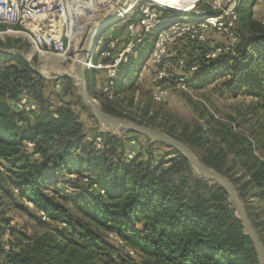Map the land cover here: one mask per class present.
I'll list each match as a JSON object with an SVG mask.
<instances>
[{
    "label": "trees",
    "instance_id": "trees-1",
    "mask_svg": "<svg viewBox=\"0 0 264 264\" xmlns=\"http://www.w3.org/2000/svg\"><path fill=\"white\" fill-rule=\"evenodd\" d=\"M237 5L234 55L224 54L219 65L207 66L205 55L213 49L207 43L212 40L216 47L227 38L214 30L201 45L182 38L168 47L160 66L169 77L158 80L155 70L147 74L154 81L150 93L155 85L171 79L177 83L179 77L196 87L226 76L230 81L224 92L243 93L264 112V23L254 18L253 0ZM207 15L204 11L201 17L189 18ZM136 19L112 27L110 36L118 38L120 48L129 40L127 24ZM130 53L118 67V92L138 84L136 72L143 64H131ZM178 60L184 66L173 71ZM192 66L201 72H189ZM97 74L104 76L87 72V87L103 111L156 129L114 110L110 100L101 101L107 94L92 90ZM102 79L97 81L103 87ZM62 80L63 96L69 101L49 99L42 104L40 92L47 82L22 57L0 52V264H259L222 189L195 175L179 153L163 144L143 137L142 144L135 134L126 137L132 133L124 138L99 133L98 122L73 91L72 80ZM21 98L35 110L19 109ZM218 125L220 145L232 154L229 164L225 148L206 147L208 132L201 125L159 131L185 143L205 165L233 183L264 246V234L245 201L250 193L264 201V158L254 155L250 139ZM97 137L101 148L94 146ZM263 141L264 134L257 144ZM154 144L169 153L145 154ZM257 149L264 156L262 147ZM234 169L240 177L234 178ZM10 207L24 212L43 231L29 232L13 223L6 215Z\"/></svg>",
    "mask_w": 264,
    "mask_h": 264
},
{
    "label": "rangeland",
    "instance_id": "rangeland-1",
    "mask_svg": "<svg viewBox=\"0 0 264 264\" xmlns=\"http://www.w3.org/2000/svg\"><path fill=\"white\" fill-rule=\"evenodd\" d=\"M211 1L212 0H200L197 4V11L200 12H195L194 14H190V16L197 15L198 17H201V12L209 11ZM240 1L245 0H236L237 4H239ZM253 7L255 18L264 22V0H253L252 8ZM247 8L248 6L244 7V9ZM165 14L168 13H163V15ZM80 16H84V11ZM137 17L138 10H133L128 18L117 23L122 25L124 22L126 23L131 19H136ZM90 18H92L94 23L97 21L95 19L96 17L91 16ZM79 25L80 21L75 22V27L72 33L73 38L67 54L63 57L53 56V59L56 62L53 64L51 62L44 61L45 55L36 53L30 44L21 37V35L1 33L5 31V26L0 24V41L3 44V46H0V52L12 56L22 57L30 65L36 75L47 82L40 92L42 96V104L45 100L49 99L55 103H58L59 101H69V98H65L63 96L62 88L65 84L62 78L65 77L62 76V73H64L63 71H65L69 66L73 65L74 67L79 60V58L76 62L73 60V43L76 46L81 44L80 48L83 46V50L88 38V33L91 30V28L87 25ZM114 26L115 25L111 27ZM112 33L113 30L111 31L110 28L107 27L100 35H103L104 39L109 40ZM154 35L155 32H150L134 44L133 48L135 49L133 50L132 48L130 53L132 59L131 64L138 65L141 62L144 65V63L148 61L154 41ZM209 42L207 43L208 47H211V49L214 48L215 42L212 40ZM224 42L227 43V40ZM224 42L223 44H225ZM226 61V66H228L229 64H227L228 62ZM219 72L223 73L221 70L216 71V73ZM147 74L148 73L142 71V68L136 72L138 84L133 89H127L125 86L118 92L116 89L117 87L115 88V83L112 94H107V99L100 97L102 99L101 101L108 103L110 100L112 102L111 107L122 115L138 121L146 122L158 130H169L173 127H175V129H180L182 125L190 127L197 125L203 126L206 132H208L207 136L209 138V141L206 142V147L213 151L218 150L220 147L225 148L227 153L225 156L226 164H229L232 154L226 145H220L221 137L217 132L221 131L218 124L228 125L231 132L243 135L253 142L255 156L259 159L264 158L262 153H260L257 149L258 145V147H262V152L264 151V141L257 144V141L262 138L264 134V112L256 106L255 101L252 98L247 97L243 93H237L235 96H230L223 91V88L230 81V77L224 76L196 87L187 86L184 90L178 87L174 79L167 82L164 81L163 84L159 85L163 88H167V96L162 103H156L150 98V85H154V81L152 77ZM204 75L206 76L207 74ZM72 84L74 86L75 83L72 81ZM96 88L97 85L95 84L94 90ZM73 91L75 92V87ZM95 100L100 104L99 98L95 97ZM97 128L99 133L110 134L112 136H119L123 138L126 135L122 132L107 131L100 125H97ZM132 135L133 134H129L126 137L128 138ZM135 137L138 138L140 143H145L142 137ZM144 151L145 154L148 155L150 153L153 156H155L157 151L165 154L169 153L168 149L160 146L159 144H154V146L148 148V151ZM233 171L235 174L234 178L241 176L238 169H234ZM194 174L196 175V173ZM62 193L66 192L63 191ZM245 201L250 208L256 223L260 227L259 230L261 234H264V201L251 193L245 196ZM27 204L30 206L29 202H27ZM6 215L12 219L13 223L22 225V227L27 228L29 232L35 231L40 233L43 231V229H41L42 226L38 225L36 227L34 221L27 217L22 211L10 207L6 210ZM47 221V218H42V222ZM56 228L58 229L59 227L57 226Z\"/></svg>",
    "mask_w": 264,
    "mask_h": 264
},
{
    "label": "built area",
    "instance_id": "built-area-1",
    "mask_svg": "<svg viewBox=\"0 0 264 264\" xmlns=\"http://www.w3.org/2000/svg\"><path fill=\"white\" fill-rule=\"evenodd\" d=\"M123 0H0V24L5 26L4 34L21 35L32 49L45 56L63 57L67 54L72 40L75 22L83 11L97 19L115 10ZM200 0H184L181 4L186 7L159 4L154 0H136L132 9L118 15L107 27L112 30L113 25L128 18L133 10H138L135 22L127 24L129 40L120 48L118 38L104 39L100 35L96 40L95 50L87 59L86 71H99L104 74L106 83L102 92L111 95L117 80L118 67L127 61V54L134 44L150 32H155L152 49L148 61L142 66V71L152 73L156 71L158 80L167 79L169 73L160 66L166 56L168 47L178 40L188 37L197 44H204L210 30L227 38V43L214 47L205 55L207 66L220 64V57L233 53L236 42L233 29L237 20L236 0H212L208 15L200 19L189 18L197 11ZM163 13H168L163 15ZM264 23V22H263ZM106 27V28H107ZM136 39V40H135ZM184 66L178 60L171 67L173 71H181ZM191 73L201 72L198 67L189 68ZM178 87L186 89L183 77L177 79ZM151 99L162 103L167 96V88L155 86L150 93ZM19 109L25 112L35 110V105L21 98L17 103ZM134 144V141L131 142ZM96 148H101V138L94 142ZM132 153H129L131 157ZM115 238V234H110ZM132 255L133 252L130 251Z\"/></svg>",
    "mask_w": 264,
    "mask_h": 264
},
{
    "label": "water",
    "instance_id": "water-1",
    "mask_svg": "<svg viewBox=\"0 0 264 264\" xmlns=\"http://www.w3.org/2000/svg\"><path fill=\"white\" fill-rule=\"evenodd\" d=\"M127 0H123L121 8L126 6ZM122 9L108 12L97 19L93 31L88 38L77 64L74 65L71 74L62 75L71 79L75 84V92L81 103L89 110L98 124L107 131L132 133L147 139L151 143H160L179 153L189 164L196 175L222 189L227 196L228 204L234 209L235 216L240 222L243 234L249 238L256 253L259 264H264V246L249 220L243 201L233 183L224 175L205 165L198 156L185 143L168 136L166 133L151 127L138 124L126 118L106 113L99 102L89 93L86 78V63L90 54L94 53L96 40L101 32L118 17Z\"/></svg>",
    "mask_w": 264,
    "mask_h": 264
},
{
    "label": "bare ground",
    "instance_id": "bare-ground-1",
    "mask_svg": "<svg viewBox=\"0 0 264 264\" xmlns=\"http://www.w3.org/2000/svg\"><path fill=\"white\" fill-rule=\"evenodd\" d=\"M154 1L159 3V4H164V5H169V6L186 7L187 5H189V4H184V5L181 4L180 5V3H183L184 0H154ZM135 2H136V0H127L126 6L124 8H121L122 6L119 5L115 10L122 9L121 10L122 12L127 13V12H129L132 9V7H133ZM89 16H90V13L84 11V16L83 17L79 16L78 20H76V22L80 21V25L79 26H81L83 24V26L87 25V26H89L91 28V30L88 33V38L90 37L91 32L93 31L95 25L97 24V21L94 23L92 18H90ZM95 19L97 20V18H95ZM88 38H87V40H88ZM87 40H86V42H87ZM80 46H81V44L76 46L73 43V45H72V47H73L72 51H73V54H74L73 55L74 62H76L78 60V58L80 57V55H81L83 46L81 48H80ZM53 58H54L53 56H49V57L48 56H46V57L44 56V61H48V62H51V63L54 64L56 62H55V60ZM72 68H73V65L69 66L65 71H63L64 73H62V75H67L69 73L71 74ZM56 70H57V68H56Z\"/></svg>",
    "mask_w": 264,
    "mask_h": 264
},
{
    "label": "crops",
    "instance_id": "crops-1",
    "mask_svg": "<svg viewBox=\"0 0 264 264\" xmlns=\"http://www.w3.org/2000/svg\"><path fill=\"white\" fill-rule=\"evenodd\" d=\"M254 10V7L252 8V11ZM253 14H254V12H253ZM254 18H255V16H254ZM95 78V79H94ZM97 78H103L102 80H104V76L102 75V74H97L96 75V77L94 76L93 77V84H92V90L93 91H96V92H102V84H100L98 81H97ZM117 81H119V77H118V79L116 80V84H115V88L117 87V84H118V82ZM95 84L97 85V88L94 90V88H95ZM117 89V88H116ZM118 91V90H117ZM114 92H115V89H114Z\"/></svg>",
    "mask_w": 264,
    "mask_h": 264
}]
</instances>
